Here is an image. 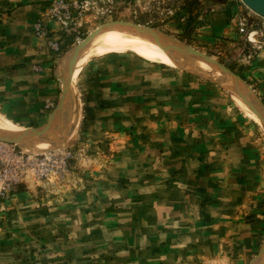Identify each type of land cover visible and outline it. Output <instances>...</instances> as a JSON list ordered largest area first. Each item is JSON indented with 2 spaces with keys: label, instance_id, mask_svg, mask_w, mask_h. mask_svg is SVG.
I'll list each match as a JSON object with an SVG mask.
<instances>
[{
  "label": "rangeland",
  "instance_id": "374dc122",
  "mask_svg": "<svg viewBox=\"0 0 264 264\" xmlns=\"http://www.w3.org/2000/svg\"><path fill=\"white\" fill-rule=\"evenodd\" d=\"M123 24L230 71L263 110L202 70L131 51L94 57L77 77L71 142L32 153L0 139L55 154L47 175L0 200V264H254L264 251V128L253 117L264 118V17L243 0H0V111L22 127L50 125L65 95L61 60Z\"/></svg>",
  "mask_w": 264,
  "mask_h": 264
},
{
  "label": "bare ground",
  "instance_id": "6f19581e",
  "mask_svg": "<svg viewBox=\"0 0 264 264\" xmlns=\"http://www.w3.org/2000/svg\"><path fill=\"white\" fill-rule=\"evenodd\" d=\"M115 51H131L151 61L176 64L194 71L202 70L223 82L245 108H250V104L253 103L257 106L258 112H261L260 109L263 110L254 91L230 71L213 65L202 57L192 55L185 48L176 45L173 40L157 32L123 24L107 26L61 60L59 69L61 73H66L67 78L64 86L65 95L50 125L47 124L48 126L39 131L31 127H22L0 111V139H18L23 149L32 153L59 149L71 142L83 113L77 77L91 59ZM253 117L264 128V118ZM254 262V264H264V251Z\"/></svg>",
  "mask_w": 264,
  "mask_h": 264
},
{
  "label": "built area",
  "instance_id": "2783aa9c",
  "mask_svg": "<svg viewBox=\"0 0 264 264\" xmlns=\"http://www.w3.org/2000/svg\"><path fill=\"white\" fill-rule=\"evenodd\" d=\"M245 23L240 24V32ZM55 154L30 155L23 153L15 143L0 141V200L9 196L14 188L28 177L42 178Z\"/></svg>",
  "mask_w": 264,
  "mask_h": 264
},
{
  "label": "water",
  "instance_id": "95a60500",
  "mask_svg": "<svg viewBox=\"0 0 264 264\" xmlns=\"http://www.w3.org/2000/svg\"><path fill=\"white\" fill-rule=\"evenodd\" d=\"M253 11L264 17V0H243Z\"/></svg>",
  "mask_w": 264,
  "mask_h": 264
},
{
  "label": "crops",
  "instance_id": "0c3cea01",
  "mask_svg": "<svg viewBox=\"0 0 264 264\" xmlns=\"http://www.w3.org/2000/svg\"><path fill=\"white\" fill-rule=\"evenodd\" d=\"M6 115V114H5Z\"/></svg>",
  "mask_w": 264,
  "mask_h": 264
}]
</instances>
